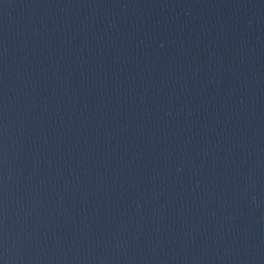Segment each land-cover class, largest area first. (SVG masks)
Wrapping results in <instances>:
<instances>
[{
  "label": "water",
  "instance_id": "1",
  "mask_svg": "<svg viewBox=\"0 0 264 264\" xmlns=\"http://www.w3.org/2000/svg\"><path fill=\"white\" fill-rule=\"evenodd\" d=\"M0 264H264V0H0Z\"/></svg>",
  "mask_w": 264,
  "mask_h": 264
}]
</instances>
